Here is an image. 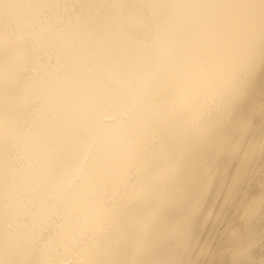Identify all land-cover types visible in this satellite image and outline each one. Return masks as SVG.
Listing matches in <instances>:
<instances>
[{
  "label": "bare ground",
  "instance_id": "obj_1",
  "mask_svg": "<svg viewBox=\"0 0 264 264\" xmlns=\"http://www.w3.org/2000/svg\"><path fill=\"white\" fill-rule=\"evenodd\" d=\"M0 264H264V0H0Z\"/></svg>",
  "mask_w": 264,
  "mask_h": 264
}]
</instances>
